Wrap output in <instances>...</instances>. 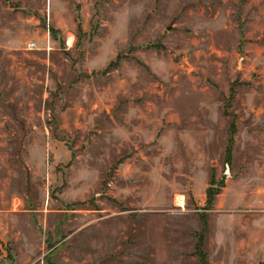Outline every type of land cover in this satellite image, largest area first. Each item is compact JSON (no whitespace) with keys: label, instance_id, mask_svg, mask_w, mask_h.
Here are the masks:
<instances>
[{"label":"rangeland","instance_id":"rangeland-1","mask_svg":"<svg viewBox=\"0 0 264 264\" xmlns=\"http://www.w3.org/2000/svg\"><path fill=\"white\" fill-rule=\"evenodd\" d=\"M199 251L264 264V0H0V264Z\"/></svg>","mask_w":264,"mask_h":264},{"label":"trees","instance_id":"trees-1","mask_svg":"<svg viewBox=\"0 0 264 264\" xmlns=\"http://www.w3.org/2000/svg\"><path fill=\"white\" fill-rule=\"evenodd\" d=\"M233 143H234V133H232V135H231V138H230V147H229V152H228V154H229V160H231V154H232V146H233ZM229 162H231V161H229ZM220 193H217V194H210V199L212 200V201H215V198L219 195ZM198 248L200 249L201 248V244L198 246ZM198 249V250H199ZM201 250V249H200ZM199 255L201 256V258H202V261H203V263L204 264H207L206 263V258H205V255L202 253V252H200L199 251Z\"/></svg>","mask_w":264,"mask_h":264},{"label":"bare ground","instance_id":"bare-ground-1","mask_svg":"<svg viewBox=\"0 0 264 264\" xmlns=\"http://www.w3.org/2000/svg\"><path fill=\"white\" fill-rule=\"evenodd\" d=\"M184 198H179V200H178V204L182 207V206H185L184 205Z\"/></svg>","mask_w":264,"mask_h":264},{"label":"water","instance_id":"water-1","mask_svg":"<svg viewBox=\"0 0 264 264\" xmlns=\"http://www.w3.org/2000/svg\"><path fill=\"white\" fill-rule=\"evenodd\" d=\"M229 177H230V174L229 173H226L225 175H224V177H223V181H227L228 179H229Z\"/></svg>","mask_w":264,"mask_h":264}]
</instances>
